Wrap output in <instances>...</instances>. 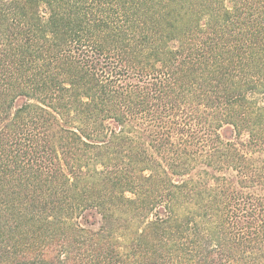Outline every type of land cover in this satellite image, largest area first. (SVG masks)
<instances>
[{
  "label": "trees",
  "instance_id": "obj_1",
  "mask_svg": "<svg viewBox=\"0 0 264 264\" xmlns=\"http://www.w3.org/2000/svg\"><path fill=\"white\" fill-rule=\"evenodd\" d=\"M0 264H264V0H0Z\"/></svg>",
  "mask_w": 264,
  "mask_h": 264
},
{
  "label": "rangeland",
  "instance_id": "obj_2",
  "mask_svg": "<svg viewBox=\"0 0 264 264\" xmlns=\"http://www.w3.org/2000/svg\"><path fill=\"white\" fill-rule=\"evenodd\" d=\"M221 135L223 138L228 139L232 137V131L230 128L225 127L221 130Z\"/></svg>",
  "mask_w": 264,
  "mask_h": 264
}]
</instances>
